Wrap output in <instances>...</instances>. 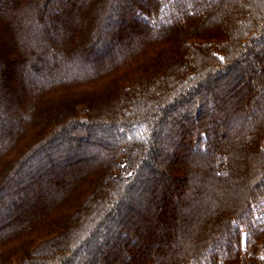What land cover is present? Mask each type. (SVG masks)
Instances as JSON below:
<instances>
[{
	"label": "trees",
	"instance_id": "trees-1",
	"mask_svg": "<svg viewBox=\"0 0 264 264\" xmlns=\"http://www.w3.org/2000/svg\"><path fill=\"white\" fill-rule=\"evenodd\" d=\"M0 264H264V0H0Z\"/></svg>",
	"mask_w": 264,
	"mask_h": 264
}]
</instances>
